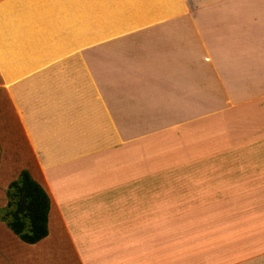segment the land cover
Instances as JSON below:
<instances>
[{
	"label": "crops",
	"instance_id": "1",
	"mask_svg": "<svg viewBox=\"0 0 264 264\" xmlns=\"http://www.w3.org/2000/svg\"><path fill=\"white\" fill-rule=\"evenodd\" d=\"M96 1L100 7L108 4V9L122 5L118 0ZM176 2L173 14L159 19L157 12L145 16L150 12L139 1L138 28L146 29L145 34L113 41L101 37L96 50L85 51L75 49L83 42L94 45L85 35V22L77 27L71 20L73 11L84 9V0L77 6L74 0H0V96L7 108L1 116L4 129L7 115L16 122L24 148L21 157L17 151L14 180L27 170L51 205L48 235L36 244L23 243L0 222V238L6 242L0 244V264L22 263L17 252L7 251L9 245L28 248L29 262L38 263L35 249L52 247L53 226L62 241L76 236L77 250L85 256L88 223L96 221L92 216L100 207L103 231L123 219L124 229L135 233L131 220L147 221V214L170 204L160 196L155 203L149 180L168 167L164 163L171 150L164 148V142L176 139L171 134L181 128L187 135L174 142L188 144L204 124H223V135L214 139L237 149L227 148L232 150L227 153L229 160L220 159L216 172L221 167L232 170L234 155L237 161L242 155H254V148L246 153L242 144L264 137V116L252 131L241 129L237 120H244L249 108L264 102V0ZM132 24L131 17L121 27ZM182 30L187 38L182 41L192 45L189 50L177 45ZM117 42L124 44L125 55L111 47ZM132 43L137 45L134 50ZM125 70L130 82L123 89L116 86L112 72ZM228 125L237 129L229 132ZM205 149L211 152L210 147ZM261 150L264 153V147ZM196 158L192 170L197 172ZM101 191L112 195L105 200ZM4 192L5 205L0 209L8 202ZM128 232L121 231L131 235ZM113 233L118 237L120 230L114 228ZM95 242L91 247L98 246ZM52 249L57 251L58 246Z\"/></svg>",
	"mask_w": 264,
	"mask_h": 264
},
{
	"label": "rangeland",
	"instance_id": "2",
	"mask_svg": "<svg viewBox=\"0 0 264 264\" xmlns=\"http://www.w3.org/2000/svg\"><path fill=\"white\" fill-rule=\"evenodd\" d=\"M17 1L14 0V2ZM84 1V9L73 11L71 20L77 23V27L85 22V35H88L89 39L92 38L91 43L94 45L83 42L75 47V49H85V51L96 50L99 45L97 44L98 38L101 37H104L105 41H113L118 36L120 39V36L125 37L129 34L135 36L137 32L145 34L146 29L138 28L142 24V19L137 17L141 12V8L137 6L139 1L143 3L142 9L151 13H143L145 16L149 14L154 17V12H157L159 19L162 18L161 15L169 12L173 14L175 5H177L176 0H153L151 2L148 0H118L122 5L116 6L115 9H108V4L100 7L96 0ZM25 2L29 0H22V3ZM79 4L81 0H74V6ZM131 17L133 27H121L129 23ZM101 23L105 26L100 27ZM111 23L120 25L107 27ZM181 34H178L181 42L177 45L189 50L192 45L182 41V39H187L183 37V30ZM123 46L124 44L119 45V42L111 45L125 55L121 50ZM129 46L133 50L137 47L133 43ZM147 46L148 44H145V47ZM128 72L129 70H125L124 73L112 72L116 86H122L125 89V84L130 82ZM259 106V108L258 106L249 108L251 113L245 116L244 120H237L238 125L242 126L241 129L252 131L254 126H259L258 121L264 116V102ZM222 110L226 109L222 108ZM0 112V208H2L5 205L4 191L18 172L17 151L21 157L24 148L19 138L16 122L10 120L7 114L9 124H6L5 129L3 127L4 118L1 115L3 112L7 113V108L1 101V96ZM257 112H260L259 118H257ZM229 128L232 132L237 129L236 125H228L226 129L229 132ZM180 130L171 135L177 138L187 135V130L182 128ZM223 130V124H204L203 129L196 130L197 136L194 135L195 137L188 140V144L174 142L177 138L164 142V148L171 150L168 160L164 163L168 167L162 171H156L153 178L150 177L149 182L153 184V191L150 193L155 203L158 204V196H160L165 200L168 198L170 204L147 214V221L131 220L135 233L129 231V228L124 229L126 221L123 219L115 221V226L111 225L109 230L107 227V230L103 231L99 227L102 223L100 219H103L100 207L95 214L97 216H92L96 218V221L88 223L91 226L85 234V238L89 239L88 244L85 243V256L77 250L76 236H70V239L62 241L57 228L53 226L51 248L56 245L58 249L57 251L51 248L35 249L36 257L39 255V262L36 261L34 264H264V153L261 150L264 147V137L255 142L242 144L244 150H246L245 147L247 148L246 153L254 148V155H242L240 161H237L239 157L234 155L235 164L232 162L234 164L232 170L227 171L226 168L221 167L222 170L216 172L213 169L220 163V159L223 158V163L229 160L226 158L227 153L232 150L227 151V148L237 149L232 145L225 147L224 144H220V141L214 139L222 134ZM261 131L262 128L259 132ZM205 147H210L211 152ZM178 149L184 150V153L175 155L174 152ZM258 149L259 152H256ZM195 158L200 166L197 172L192 170ZM207 160L209 163H206ZM2 178L5 180L3 181ZM228 178L230 182H226ZM162 183L166 187H162ZM168 186L169 194H167ZM111 195L108 196L104 191L99 193L103 199ZM112 202L114 200L110 203ZM106 204L109 205V203ZM156 211L159 212L158 215ZM92 222L95 223L92 224ZM113 227L120 230L118 237H114L118 233H113ZM121 231H129L131 235H124ZM14 239L19 241L17 238ZM93 241L98 246L91 247ZM0 244L5 246V240L0 238ZM43 245L45 248L48 247V245ZM9 246L8 252L18 253L16 256L22 261L19 264H31L30 257L26 256L28 248H21L17 245ZM50 254L51 257L48 256ZM5 258L7 260V256ZM26 258L29 259L26 260Z\"/></svg>",
	"mask_w": 264,
	"mask_h": 264
},
{
	"label": "trees",
	"instance_id": "3",
	"mask_svg": "<svg viewBox=\"0 0 264 264\" xmlns=\"http://www.w3.org/2000/svg\"><path fill=\"white\" fill-rule=\"evenodd\" d=\"M6 197L0 222L23 243L32 245L46 238L50 199L27 170L20 171L17 179L9 183Z\"/></svg>",
	"mask_w": 264,
	"mask_h": 264
},
{
	"label": "bare ground",
	"instance_id": "4",
	"mask_svg": "<svg viewBox=\"0 0 264 264\" xmlns=\"http://www.w3.org/2000/svg\"><path fill=\"white\" fill-rule=\"evenodd\" d=\"M57 201V200H56Z\"/></svg>",
	"mask_w": 264,
	"mask_h": 264
}]
</instances>
